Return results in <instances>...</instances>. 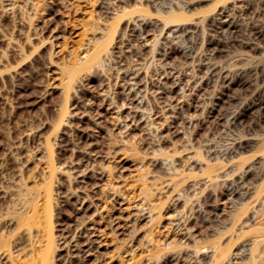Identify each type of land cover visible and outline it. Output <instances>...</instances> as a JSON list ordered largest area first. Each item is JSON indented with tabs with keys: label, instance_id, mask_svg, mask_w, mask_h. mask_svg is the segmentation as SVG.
<instances>
[{
	"label": "rangeland",
	"instance_id": "obj_1",
	"mask_svg": "<svg viewBox=\"0 0 264 264\" xmlns=\"http://www.w3.org/2000/svg\"><path fill=\"white\" fill-rule=\"evenodd\" d=\"M262 99L264 0H0V264H264Z\"/></svg>",
	"mask_w": 264,
	"mask_h": 264
},
{
	"label": "bare ground",
	"instance_id": "obj_2",
	"mask_svg": "<svg viewBox=\"0 0 264 264\" xmlns=\"http://www.w3.org/2000/svg\"><path fill=\"white\" fill-rule=\"evenodd\" d=\"M222 12H223V11H222ZM216 17H217V15H216ZM218 17H219V15H218ZM218 17H217V18H218ZM224 17H225V16H224ZM174 18H175V17H174ZM174 18H173V19H174ZM175 20H179V18H178V19L175 18L174 21H175ZM171 21H172V20H171ZM171 21H170V22H171ZM215 21H217V20H215ZM217 24H218V23H217ZM214 70L216 71V69H214ZM215 73H216V72H215ZM239 79H240V78H239ZM260 91H261V90H260ZM223 94H224V93H223ZM255 97H256V96H255ZM221 99H222V98H221ZM254 99H255V98H254ZM262 100H264V99H262ZM261 102H262V101H261ZM261 102H260V103H261ZM260 103H259V104H260ZM249 105H250V104H249ZM256 106H257V105H256ZM242 107H243V106H242ZM258 107H259V106H258ZM248 109H249V108H248ZM251 109H252V107H251ZM254 109H256V108L254 107ZM254 109H253V110H254ZM257 110H258V109H257ZM261 111H262V110H261ZM263 111H264V105H263ZM237 112H238V111H237ZM242 112H243V111H242ZM244 113H245V112H244ZM244 113H243L242 115H240L241 113L239 114L240 117H238V120H244V119H245V116H246L247 114H244ZM246 113H247V112H246ZM259 115L261 116L262 114H259ZM247 116H248V115H247ZM247 116H246V117H247ZM249 116H250V114H249ZM234 117H235V116H234ZM234 117H233V118H234ZM248 118H249V117H248ZM245 121H246V120H245ZM247 121H248V120H247ZM247 121H246V123H248ZM255 122H256V121H255ZM241 123H242V122H241ZM261 123H262V121H261ZM233 124H234V123H233ZM239 124H240V123H239ZM242 124H243V123H242ZM248 125L251 126L250 123H249ZM259 125H260V124H259ZM248 139H249V138H248ZM240 142H241V141H240ZM242 143H243V142H242ZM251 143H253V142L251 141ZM244 144H245V143H244ZM244 144L238 145V148H237L238 151L235 149V150L237 151V153L240 154V155L243 154L242 152H243V151L245 152V150H246L247 148L249 149V146H246V144H249V143L247 142L245 145H244ZM234 145H236V144H234ZM234 145H233V146H234ZM250 146H251V145H250ZM251 147H252V146H251ZM262 147H263V148H261V151H264V146H262ZM235 148H236V147H235ZM235 150H233V152H234ZM246 151H247V150H246ZM233 154H235V153H233ZM235 155H236V154H235ZM232 156H233V155H232ZM238 156H239V155H238ZM233 157H234V156H233ZM235 157H237V155H236ZM231 158H232V157H231ZM253 162H254V161H253ZM254 163H255V162H254ZM256 163H257V161H256ZM256 163H255V164H256ZM252 165H253V164H252ZM252 165H251V166H252ZM242 167H243V166H242ZM245 167H246V166H245ZM250 168H251V167H247V168H245V170L247 169L246 172H245V170L243 169V171H244L243 178H239V179L237 178L238 180L235 181V182L237 183L236 185H237V188H238L237 190H238V191H241V190H243V191H245V190L248 191V190H250L249 188H248V190H247V186H244V184H246L245 182H249V180H250L248 176H249L250 173H252V171H253V170L250 171ZM241 169H242V168H241ZM210 171H211V170H210ZM210 171L207 172L206 174L209 175ZM243 171H242V172H243ZM230 172H231V171H230ZM213 173H214V172H213ZM236 173H237V172H236ZM239 173H240V172H239ZM211 174H212V172H211ZM228 174H229V173H228ZM230 174H232V173H230ZM242 174H243V173H242ZM237 175H239V174H237ZM251 175H252V174H251ZM251 175H250V176H251ZM229 176H230V175H229ZM230 178H231V177H230ZM253 179H254V178H253ZM253 179H252V180H253ZM234 180H235V179H234ZM231 181H232V180H231ZM253 181H254V180H253ZM253 181H252V182H253ZM228 182H229V181H228ZM250 182H251V181H250ZM226 183H227V182H226ZM250 185H251V184H250ZM248 186H249V185H248ZM256 188H257V187H256ZM252 189H253V188H252V185H251V191H252ZM234 190H236V189H234ZM206 191H207V190H206ZM246 191H245V193H246ZM236 192H237V191H236ZM248 192H249V191H248ZM229 193H230V192H229ZM243 193H244V192H243ZM208 194H210V193H208ZM224 194H225V193H224ZM249 194H250V193H249ZM246 195H247V194H246ZM246 195H244V196H246ZM226 196H227V195H226ZM229 196H230V195H229ZM229 196H228V197H229ZM238 196H239V193H238V192L234 194V197H237L236 199H238ZM232 197H233V196H232ZM234 197H233V198H234ZM207 198H210V196L207 195ZM211 199H212V198H211ZM236 199H235V200H236ZM207 202H208V201H207ZM208 206L210 207V205H208ZM209 210H210V209H209ZM211 210H212V209H211ZM246 211H247V210H246ZM44 212H45V211H44ZM34 213H35V212H34ZM32 217H33V216H32ZM47 217H48V216H47ZM239 218H240V216H237V217H236V221H238ZM26 220H27L26 218H24V219L21 220V223H20L21 226H26ZM34 222H36V221H34ZM39 222H40V221H39ZM41 222H42V221H41ZM42 223H43V222H42ZM31 224H32V223H31ZM37 224H38V223H37ZM28 228H31V227H28ZM195 228H196V227H195ZM23 230H25V229H23ZM26 230H27V229H26ZM43 231H44V230H43ZM0 246H4V244H3V245H0ZM45 252H47V250H46ZM226 254H227L226 249H225V250H224V249H223V250H219V252H218V254H217V260H218L219 263H221V261H223V259L226 257ZM215 259H216V257H215ZM43 261H44V260H43ZM41 262H42V260H41Z\"/></svg>",
	"mask_w": 264,
	"mask_h": 264
}]
</instances>
